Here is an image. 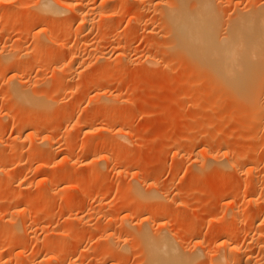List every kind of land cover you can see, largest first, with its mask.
I'll return each mask as SVG.
<instances>
[{"label":"rangeland","instance_id":"rangeland-1","mask_svg":"<svg viewBox=\"0 0 264 264\" xmlns=\"http://www.w3.org/2000/svg\"><path fill=\"white\" fill-rule=\"evenodd\" d=\"M37 1L0 0V56L8 50L33 52V61L19 72L18 78H33L44 101L51 102L50 109H41L40 113L25 108L9 95L6 85L13 74L6 77V83L0 80V228L6 233L4 238L14 241L7 257L12 258L10 264L21 260L20 264H150L149 253L138 234L141 227L156 233L162 228L168 235L175 232L178 242L189 250L200 243L208 254L201 248L203 251L199 252L205 256L193 264H209L216 257L229 254L222 244L228 232L234 244L248 246L255 259L264 262L255 240L248 238L249 227L235 223L234 228L226 229L228 219L232 222L227 213L231 212L233 201L239 203L235 206L240 215L249 207L252 192L244 186L245 181L240 177L237 181L236 172H222L215 165L199 170L194 164L196 155L191 154L193 145L199 143L193 139L198 136L223 138L224 134L230 142L232 139L234 143L248 145L247 140H240L236 124L220 123L221 115L237 110L235 96L184 54L176 56L167 49L159 56L158 64L146 61L149 55L158 53L162 38L168 34L163 20L165 9L175 1L179 5L178 1L85 0V20L77 16L66 25L65 11L51 29L53 20L33 14L36 8L31 6ZM222 1L221 11L228 20L261 3ZM6 6L13 9L4 11ZM26 13L25 19L34 17L25 21ZM11 15L31 26L22 23L28 26L27 32L20 28L22 24L18 27L20 19L12 26L9 24L13 20ZM111 22L112 28L107 25ZM37 36L38 40L52 39L54 44L51 48L40 45ZM65 42L71 44L72 50L60 47ZM0 68L2 75L11 67ZM134 105L137 110L132 112ZM32 117L38 118L35 122L40 120L39 124L34 123L21 135L34 136H23L20 142L24 143L16 144L19 132L14 130L13 123L20 122L19 119L27 123ZM123 133L127 134L126 139L120 137ZM260 133L256 150L261 159L258 156L256 164L264 169V130ZM54 147L57 149L52 150ZM105 153H115L117 162L113 166L98 160ZM55 170L60 177L52 183L49 177ZM139 170L144 173L137 175ZM20 180L25 184L22 190ZM260 181L264 185V178ZM136 186L143 192L165 197L145 204L146 209L139 203V195H134L132 189ZM261 190L257 199L264 195V186ZM220 191L230 194L221 197ZM19 193L26 198L18 197ZM15 207L28 209V222L40 225L35 237L27 236L25 220L5 225L6 218L15 214ZM148 210L157 213L150 224L143 222L149 216ZM261 215L257 230H264V214ZM127 227L131 228L129 232ZM242 230L248 231L247 235ZM19 235L21 241L17 239Z\"/></svg>","mask_w":264,"mask_h":264},{"label":"bare ground","instance_id":"bare-ground-1","mask_svg":"<svg viewBox=\"0 0 264 264\" xmlns=\"http://www.w3.org/2000/svg\"><path fill=\"white\" fill-rule=\"evenodd\" d=\"M177 1H178L179 5L177 4L176 1H175V3H173V6L167 4V5H169L170 8L165 9L166 11L164 14L162 13L164 15L163 20H166L165 21L166 23L164 24V28L166 27L168 34L164 35V38H162L163 37V35H162L161 38L164 40H162L161 46L159 48L160 50L158 51V53H156L154 55L153 54L149 55L148 58L146 59V61L148 62V64H151V65L158 64L159 56L162 55L163 53H165V51L167 49L169 51L170 50L173 51L174 54L176 53V56H177V54H181V55L184 54L185 56H183V57L189 58L191 61L195 62L198 68H202V70L205 69V71L207 70L206 72L211 74L210 76L207 74L208 77L213 78L212 80L214 82L216 81L217 84L220 83V85H223L224 89L227 90V93L229 92L228 94L231 93L230 94L231 96H235L233 99L237 103V110L233 111V112L229 110L230 111V112L228 111L229 113L227 112L224 116L221 115V119H220L221 122L220 123L222 124L224 122L223 124L226 123V125L231 124V123L236 124V127L239 130V135L241 137V139L240 138L239 139L240 140H247L248 145L240 144L237 141L234 143V141L232 139L230 142L228 139V136L224 135V134H223V138L218 137V136L217 137L215 136L212 138H210V137L205 138L203 136H201V137L198 136L195 139H193L194 141L197 139L196 141H199V143L198 144L195 143V145H193L194 148L192 147L193 151L191 154L196 155V158H195L196 163H194V162L193 163L196 164V166L199 170H201L202 167L205 168L206 166H209V165L210 166L215 165L222 172L228 171V170H229V172H230V170L236 172V174L238 175L237 181L240 180L239 177L245 181L244 186H246L247 190H251V192H252V194L249 197L250 199L248 201L249 207L245 210L244 214L242 213L243 214V216H242V214L240 215V211H239L240 209H238V207H236L239 203L237 204L236 201H233L232 204H234V206L232 207V209H230L231 212L227 213L230 215V217H232V222H231V220L228 219V222L226 224L227 225L226 229L230 230V228H232L235 223L241 224L243 228L249 227L248 231L249 230L250 231L248 234L249 235L248 238L251 237L250 240L251 239L255 240V242L257 244L255 246L259 247V248L258 247L257 248L260 249L261 253H263V256H264V238L262 237V236H264V230H260V229L257 230L258 228L255 227V226H257L256 223L258 221V218L260 216H262L261 214H264V195L260 199H257V197H258L257 192H259L262 189V187L264 186V185H262V183L260 181L261 179L264 178V169L259 168L256 164V160L258 159V156H260V155H258V150H256V147L259 144L260 134H261L260 131L263 132V130H264V113H262V112H264V0H261L260 1L261 3H258V4L256 3L253 7H250V9H248V10H245V11L242 10V12H239L238 9H240V11H241V8H238L236 6L237 3H239V2H237V1H235L237 3L233 2V4H235V6L238 8L237 12H239V13L235 18H232L230 20H228L229 18L227 19V17H225V12L223 11L224 12L223 13L221 11V10H223L221 7L222 5L220 6V4L223 3L222 0H219V1L218 0H194V1L192 0L193 2L190 0H177ZM231 1H233V0L228 1V3L231 4L232 3ZM10 2H8V3H10ZM190 2L193 4H191ZM84 3H85V0H38L35 4L33 3V6H31V7L36 8V12H35L36 14L33 13L35 15V17L39 16L41 18H49V19L53 20V22L49 25V29H51L50 26L56 24V21L59 20L58 16L60 14L65 13V11H66V13L68 12L66 18L63 21L66 25L70 22V20L72 18H75L77 16H81V18H83V20H85L87 14L85 11ZM25 5H26V3H25ZM25 5H23V6H25ZM174 5H176V6H174ZM7 6H8V4H7ZM7 6H6V8L4 7L5 8L4 11L8 10L10 8V7L8 8ZM158 7H160V6H158ZM164 7H167V6H164ZM236 7H234V8L236 9ZM28 8H30V7H28ZM161 8H163V7H161ZM10 9H13V8H10ZM243 9H245V8H243ZM10 11L11 10H9V13L12 14V12H10ZM10 14H8V15L10 16ZM13 14H14V12H13ZM33 14H31V15H33ZM34 15L28 16L27 19L31 20L32 17H34ZM23 16L25 19L27 17V13H26V15H23ZM11 17H12V15H11ZM13 17H14V15H13ZM13 17H12V19H13ZM20 17H22V16H20ZM7 19H6V21H7ZM19 19H20L19 17L17 18V20H16V18H14L12 21L10 20L8 22L11 25L15 20L17 22ZM21 19H20V21H18L19 22L18 27H19V25L24 23V22H21L22 21ZM27 19H25V21H27ZM109 21H111V19H109ZM26 23L27 22H25L24 24H26ZM22 25L20 26V28H22L25 32H27V29L29 26L28 23H27L28 26L23 25L24 27H22ZM107 25H108V27L112 28L114 26V22H111ZM29 27H31V26H29ZM22 29L20 30L21 32L23 31ZM42 30L44 32V29H41V31ZM43 32H41V33H43ZM158 35H161V34L159 33ZM36 40L39 41L40 45H48L49 47L51 44H54L53 43L54 41L52 39H49V40L47 39V41H43L44 39L42 40V37H41V40H38V36H37ZM35 44H36V42H35ZM59 45H60V47L62 46L63 50L64 49L65 50L71 49L70 43L65 42V43H62ZM19 48H20V46H19ZM20 49L22 50V47ZM45 49H46V47H45ZM29 50L32 51V49H29ZM33 50H34V47H33ZM47 50L46 51L48 52V55L50 56L51 55V54H49L50 49L47 48ZM46 51H44L43 53L46 54ZM166 52H168V51H166ZM32 53H30V51L29 52H24V51L21 52V51H15V50L14 51L8 50V51L4 52L3 54H1L0 65L4 68H6L7 66H9L11 68H10V70L6 69L8 71L6 73H3L2 75H1L2 71L0 72V80H1V82L4 81L3 83H6V81H7L6 77H8V75L10 73H12L13 78L6 85L9 88L8 92H9V95H11V100L15 103H16V101L20 102V103H22V105L26 106L25 108H30L31 110L33 109L34 111L37 110L38 113H40L41 109H43V110L46 108L50 109V103L51 102H49V104H48V103H46V101H44V98H42L43 96H41L42 94L40 95L39 89L38 88L36 89L34 86V84H36L37 81H35L33 78L31 79V77H30V79L28 78L29 80L28 79L24 80L20 76L19 77L21 79L18 78L19 72L21 70H23L24 68H26L27 67L26 65L28 63L33 61L31 59L32 57L30 55ZM45 54L43 56H45ZM41 56H42V54H41ZM178 57H180V55H178ZM178 57H176V58H178ZM34 60H36V59H34ZM38 62H40V61H38ZM41 69H43V67ZM39 70H38V72H39ZM40 72H41V70H40ZM36 74H37V71H36ZM28 76H30V75H28ZM208 77H207V79H208ZM34 82H36V83H34ZM219 88L222 89V86H220ZM49 101H51V100H49ZM131 109L133 112V111L137 110V107L134 105L131 107ZM39 110H40V112H39ZM42 112H44V111H42ZM10 116H7V117H10ZM213 118H215V117H213ZM32 119H33V117H32ZM35 119L37 120L38 118L35 117ZM35 119L30 120V118H29L28 120H30V121L27 123H24V121H22V119H19L20 122H18L19 121L18 120L17 121L18 123L11 122L14 124V125H12L14 127V130H17V132H19V136H17V138L15 137L16 138L15 140L17 141L16 144H18V141H19V145H20V143L22 142L21 137H23V136H27L30 139L34 136V133H30L28 135L26 134L23 136L21 134L25 133L27 129L34 126V123H36V125L39 124L37 122H39L40 120L35 122ZM214 120L215 119H213V121ZM217 120H219V119L217 118ZM213 121H211L212 122L211 125L214 124ZM41 124H42V122H41ZM218 124H219V122H218ZM36 129H35V131H36ZM41 129H42V127H41ZM46 129H47V127H46ZM126 135L127 134L123 133L122 135L120 134V137L126 139L125 138ZM224 136H225V138H224ZM27 137H25V138H27ZM23 143H21V144H23ZM16 144L14 145V147H17ZM51 149L56 150L57 148L54 147ZM97 158L100 161V163L102 161V162L106 163L107 166H109V167L113 166L117 162L115 153H114V155L112 153L101 154ZM260 159H261V156H260ZM210 166H209V168H210ZM199 167H201V168H199ZM204 168L202 169V171L204 170ZM141 172L144 173L142 170H139L137 172V175L141 174ZM59 177H60V173L55 170L49 178H50V181L53 183ZM201 180H203V179H201ZM19 183H20L19 187L21 189L25 185L24 181L20 180ZM138 186H142V185L140 184ZM132 187H133V185H132ZM132 190H135L134 195H136V196L139 195V197L138 198L136 197V198L138 200H140L139 203L140 204L143 203L144 206H145V204H146V206H148L147 204H150V203L153 204V202L155 200L162 199L163 197H165V195H163V194L146 193V191L143 192L142 188L137 187V186L135 189H132ZM9 192L11 193L12 190ZM22 193H25V192H22ZM51 193L54 194V191ZM160 193H162V192H160ZM225 193H226V191L224 193L222 192V194H221V191H220L221 197H223ZM226 194H230V192L226 193ZM20 196L22 197V196H24V194L19 193L18 197H20ZM18 197H17V199H19ZM140 197H141V199H139ZM165 199H167V197ZM138 200H136L137 203H138ZM129 202H130V200H129ZM122 203H124V202H122ZM157 203L158 202H156L155 205ZM140 204H139V206L141 207ZM164 204H166V203H164ZM157 205H159V203ZM150 207L152 208L151 205H150ZM15 208H16V210L13 211V213H15V214L11 213V215H12L11 218L10 217L8 218L6 216L7 220L5 221V225L18 224V221L25 220V222L27 221L26 222L27 224L25 227L27 236L33 235V237H35L34 235L39 231L40 225L38 223H30L31 221L28 222V215H29L28 211H27L28 209L26 210V209L20 208V207H15ZM163 208H164V206H163ZM66 209H67V207L63 208V211ZM146 209H147V207H146ZM154 212H156V211L151 210V211H149V213L147 212L148 213L147 215H149V216L143 222L150 224L151 220H153V219L155 220L157 213H154ZM2 214L4 215V213H2ZM224 219L225 220H223V221H226V217ZM3 221H4V219H3ZM215 223H213V225ZM218 223H221V222L218 221ZM237 224H235V226ZM145 226L148 227L147 224ZM124 228H126V226H124ZM134 228H136V227H132V230ZM138 228L140 229V226ZM153 228H155V227H153ZM3 229H5V227ZM127 229H128V227H127ZM130 229H128V232ZM151 229H152V227H151ZM156 229L157 228H155V230ZM160 229H162V228H160ZM160 229L158 231L160 233L154 232L153 231L154 229L149 230V229L144 228V227H143V229L141 227V229L138 230L139 237H141V239L143 240L144 245L146 247L145 250L148 251V253H149L148 262L150 264H193L196 259H199V258L205 256V253L203 254L202 252H199V251H203V250H200L201 248H203V247H200V245H199L200 243L196 242L195 248L189 250L188 248H186L184 246V243H182L183 244L182 245L181 243L178 242L179 241L177 239L178 236L175 232L172 233L171 235H168V234L162 232V230H160ZM0 230H1V228H0ZM2 231L3 230H1V232H0V235H1L0 236V257H2V259L0 258V264H10V262L12 261L11 260L12 258L8 259L7 257L9 256L8 252H9L10 246H11V244L14 243V241L12 242L11 241L12 239L8 240L7 238H4L6 236V233H5V231H3V232ZM17 231H18V229H17ZM248 231H246V233H244L245 231L243 232V230H242L243 234H246V235H247ZM134 232L135 231H133L132 233H134ZM26 233H25V235H26ZM241 234L242 233H240V235ZM7 237L9 238L8 235H7ZM20 237L22 238V236L19 235V237H17V239L20 240L21 239ZM15 238L16 237H14V240H16ZM223 238H224L223 239L224 241L222 242V244L225 247V251L226 250H227L226 252L229 251V254H226L225 256L223 255V256L218 257V258L216 257L215 259L213 258L216 261L211 260L212 259L211 258L210 259L211 261L209 260L210 261L209 264H264V262L263 261L261 262L260 259L259 260H258V258L255 259L256 257L253 256V252H250L248 250V248H249L248 246L246 248L243 245L234 244L235 243L234 238L229 232H228V234H225ZM6 240H8V241H6ZM16 242H17V240H16ZM5 243H6V245H5ZM252 243H254V241ZM11 248L12 249L15 248V245ZM204 251H205V249H204ZM206 253L208 254V252H206ZM19 258L20 257H18L17 259L21 260ZM124 258H126V257H124ZM126 259H128V258H126ZM47 260L48 259H46V262H47ZM21 261L18 262V264H20ZM61 264H64V263H61Z\"/></svg>","mask_w":264,"mask_h":264}]
</instances>
